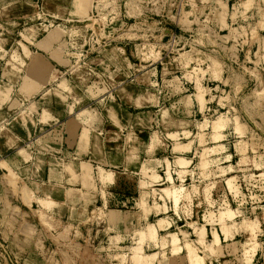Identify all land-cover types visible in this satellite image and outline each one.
<instances>
[{"label":"rangeland","instance_id":"374dc122","mask_svg":"<svg viewBox=\"0 0 264 264\" xmlns=\"http://www.w3.org/2000/svg\"><path fill=\"white\" fill-rule=\"evenodd\" d=\"M10 2L9 49L28 30L53 34L56 109L90 117L96 158L125 170L115 184L96 164L73 208L36 202L33 216L7 201L14 218L0 223L32 247L0 234V264H264V0ZM35 98L15 97L0 134ZM65 122L29 139L60 166Z\"/></svg>","mask_w":264,"mask_h":264},{"label":"crops","instance_id":"0c3cea01","mask_svg":"<svg viewBox=\"0 0 264 264\" xmlns=\"http://www.w3.org/2000/svg\"><path fill=\"white\" fill-rule=\"evenodd\" d=\"M10 1L13 0H0V17L4 16L8 7L10 12L18 8V2ZM34 31L28 30L19 43L16 41L17 45H14L16 48L12 49H9L13 43L12 37L0 35V118L7 113L8 108L19 107L20 103L14 100L15 97L22 99L36 95V98L27 106L28 111L24 116L29 114L24 117V122H21L22 119L15 121L12 128L0 134V145L4 143L3 153L0 150V165L5 164L3 166L5 175L0 182V188L3 187V190L9 188L13 192L8 198L4 193L0 194L2 220L14 218L12 212L5 207L7 201L18 202L25 206L26 212L33 216L35 215L33 204L36 202L73 208L79 203L88 201L87 199H90L92 195L91 178L96 164L99 172L101 170L105 176L113 175L115 184L120 177L119 170H125L118 163L112 164L103 158H96L94 144L96 134H91V130L88 129L94 125L90 117H83L81 113H76L73 105L67 104L68 102H64V113H59L56 109L59 90L54 87V80L58 77L59 70L54 47L57 40L51 32L44 37H36L31 34H34ZM12 100H14L13 103ZM131 101L138 106L139 97H132ZM193 103L195 104L196 100ZM65 108L67 110H64ZM121 119V116L108 115L102 121L121 122ZM64 121H66V130H63V133L69 140L66 141L70 151L62 152L65 158L60 166L49 161L45 151L42 152L36 147L40 141L34 148L29 143V139ZM8 155H14L19 159L7 161L5 158ZM12 171L16 176L19 175L18 180H13ZM46 171L49 174H46ZM99 181L103 186L112 183ZM17 182L20 189H16L17 195H14ZM17 211L23 213L21 208ZM3 224L4 222L0 223V234L4 240L9 238L13 241L11 244L17 243L19 247L31 249L26 232L22 233L20 230L7 232V225L4 224L2 227ZM14 226L17 229V223ZM34 250L35 248L32 249Z\"/></svg>","mask_w":264,"mask_h":264}]
</instances>
